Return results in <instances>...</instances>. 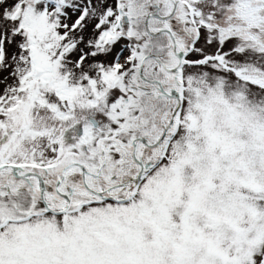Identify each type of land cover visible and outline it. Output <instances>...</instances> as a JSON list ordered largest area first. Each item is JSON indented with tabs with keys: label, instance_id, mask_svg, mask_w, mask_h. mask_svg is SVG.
<instances>
[{
	"label": "snow or ice",
	"instance_id": "6c2138e0",
	"mask_svg": "<svg viewBox=\"0 0 264 264\" xmlns=\"http://www.w3.org/2000/svg\"><path fill=\"white\" fill-rule=\"evenodd\" d=\"M0 264H264V0H0Z\"/></svg>",
	"mask_w": 264,
	"mask_h": 264
}]
</instances>
